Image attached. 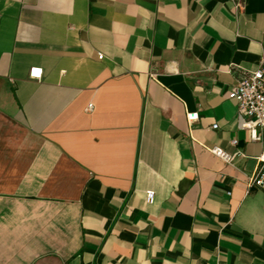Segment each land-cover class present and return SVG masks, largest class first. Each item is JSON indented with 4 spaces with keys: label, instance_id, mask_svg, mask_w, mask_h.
I'll return each instance as SVG.
<instances>
[{
    "label": "crops",
    "instance_id": "0c3cea01",
    "mask_svg": "<svg viewBox=\"0 0 264 264\" xmlns=\"http://www.w3.org/2000/svg\"><path fill=\"white\" fill-rule=\"evenodd\" d=\"M259 67L264 0H0V264H264Z\"/></svg>",
    "mask_w": 264,
    "mask_h": 264
},
{
    "label": "built area",
    "instance_id": "2783aa9c",
    "mask_svg": "<svg viewBox=\"0 0 264 264\" xmlns=\"http://www.w3.org/2000/svg\"><path fill=\"white\" fill-rule=\"evenodd\" d=\"M236 5L240 6V3L237 2ZM100 58H103V55H100ZM42 74L43 69L41 67H32L29 77L33 80H39L42 78ZM228 97L237 102L238 126L241 129H248L252 140H260L259 129L264 128V68L259 67L255 71L243 76L229 91ZM92 108V104H89L87 107L90 110ZM198 119V111L188 113V121L190 123H194ZM217 127V124L213 125V128ZM232 143L236 145L238 141L233 140ZM210 150L227 163H233L235 157L241 154L239 151L229 153L218 146H214ZM248 188L249 190L253 188L264 190V151L257 157V166L249 177ZM154 199L155 191L147 190L146 201L153 203Z\"/></svg>",
    "mask_w": 264,
    "mask_h": 264
}]
</instances>
